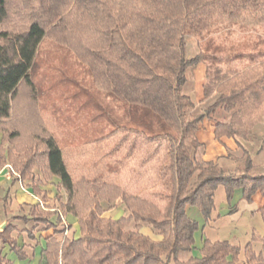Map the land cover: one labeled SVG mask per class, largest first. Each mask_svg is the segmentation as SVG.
Masks as SVG:
<instances>
[{"label":"trees","instance_id":"16d2710c","mask_svg":"<svg viewBox=\"0 0 264 264\" xmlns=\"http://www.w3.org/2000/svg\"><path fill=\"white\" fill-rule=\"evenodd\" d=\"M231 23L263 24L264 0H0V146L19 137L9 130L13 100L23 84L35 90V58L46 37L71 48L88 64L95 82L128 105V123L115 122L116 128L97 140V163L72 169L63 148L43 130L39 142L22 152L4 149V163L17 180L32 177L35 169L44 179L58 178L67 194L58 221L67 214L78 219L80 237L47 239L42 252L47 264H168L171 257L177 264L238 263L240 247L229 241L205 240L201 257L178 259L180 252L193 249L199 229L186 213L188 206L199 208L207 221L220 185L229 201L237 189L247 201L256 193L264 199V172L241 142L254 139L251 130L264 115V77L235 80L227 88L219 65L241 58V52L222 55L216 49L211 56H187L188 36L202 41ZM208 57L204 99L214 92L220 96L195 113L197 104L185 90L186 74ZM256 111L260 116H254ZM224 114H230L229 120ZM206 118L215 121L216 139L235 138L243 149L242 157L234 159L236 174L227 173L219 161L201 158L205 145L197 131ZM37 183L33 190L40 195L41 181ZM118 199L129 216L105 217L101 202ZM260 211L264 221V204ZM21 219L56 226L36 205ZM143 223L161 240L144 234ZM17 230L13 224L0 230V264H12L2 253L4 245L26 258L14 236ZM28 234L34 239L32 230ZM260 240L262 251L256 253L248 244L240 264H264V237Z\"/></svg>","mask_w":264,"mask_h":264},{"label":"rangeland","instance_id":"374dc122","mask_svg":"<svg viewBox=\"0 0 264 264\" xmlns=\"http://www.w3.org/2000/svg\"><path fill=\"white\" fill-rule=\"evenodd\" d=\"M209 40H212L211 47L206 51ZM216 49L222 51V55L236 52L243 55L241 58L227 60L219 65L225 85L229 83L227 88H230L231 82L235 80L248 83L264 77V54L261 53L264 52V23L255 27L231 23L214 31L202 41L194 36L187 37L189 57L201 52L210 55ZM208 61L210 57L207 62H201L203 67L199 69L203 76V94V87L207 82ZM193 69L194 67L188 69L187 77L188 74L190 76L192 72L194 73ZM33 72L35 90L23 84L13 100L9 130L18 131L19 137L0 146V168L9 167L11 172L10 174H4L2 170L0 172V229L2 225L14 224L18 229L15 235L19 234V243L23 246L31 244L32 247H37L41 240L38 238L30 240L25 233L26 230H32L36 237L39 234L44 238L52 235L59 241H62L64 236L70 238L75 236L74 230L70 227L64 233H55V230L60 231L70 225L65 217L58 221V214L67 199V194L59 187L58 178L44 179L39 169L34 170L32 177L23 181L17 180L16 172L8 163L5 164L7 160L4 158L6 154L4 149L12 148L14 152H22L24 148L39 142L37 136L43 130L54 136L73 169L81 163H95L99 158L101 146V142L99 145L97 140L114 130L115 122L128 123L129 118L128 105L99 86L88 64L71 48L52 37H46L40 43ZM191 85L192 83L188 86L190 90ZM219 96V92H214L209 99H204L206 100L204 106H210ZM195 98L193 97L196 102ZM206 108L202 109L201 113ZM224 116L229 120L230 114ZM254 116H260V113L256 111ZM2 135L0 132V143ZM251 137L253 140L264 137V115L260 116V121L251 130L249 138ZM108 145L111 146V143ZM102 149H106L105 145ZM259 171L264 172L262 168ZM38 181H41L40 195L34 194L33 190ZM115 202L102 201L101 204L108 210L112 209ZM32 204L36 205L38 210L50 214V219L56 226L49 228L44 224L25 223L21 217L29 215ZM123 208L116 210L117 213L120 214ZM134 225L132 222L130 228ZM141 231L146 233V223L141 224Z\"/></svg>","mask_w":264,"mask_h":264},{"label":"crops","instance_id":"0c3cea01","mask_svg":"<svg viewBox=\"0 0 264 264\" xmlns=\"http://www.w3.org/2000/svg\"><path fill=\"white\" fill-rule=\"evenodd\" d=\"M201 67H203L201 63L194 67V73L192 72L190 76L188 74L187 83L185 85V90L190 92L192 97H196L197 106L195 113H201L202 109L207 107L204 106L206 100H204L202 90L203 76L201 72H199ZM190 83H192L191 90L188 87ZM198 109L200 110L197 111ZM197 137L199 141L205 145V148L200 152V156L203 160L219 161L227 173H237L236 167L238 164L235 162L234 158H241L243 155V149L239 146L235 138L222 137L220 140L216 139L215 122L208 118L200 123ZM241 142L243 146L251 152L254 164L264 170V137L252 141L241 140ZM1 170L4 174L11 173L9 167L0 168V172ZM15 178H17V175ZM263 204L264 199L260 193H256L253 196L252 201H247L243 197V191L241 189L235 190L232 199L229 201L225 187L220 185L214 193V208L207 221L204 219L199 208L192 206L186 208L188 216L198 222L199 229L194 235L195 244L193 249L191 251L180 252L178 254V259L185 262L191 257H201V249L205 240L211 242L229 241L232 244L238 245L240 247V254L237 264L245 261L246 247L248 244L252 245L256 253H260L263 248V243L260 239L264 237V221L260 211ZM32 206H34V204H32ZM32 206H30V209ZM121 207L124 208L121 213L118 214L116 210ZM104 215L105 217L118 219L120 217L129 216V211L122 203L121 199H118L114 205L112 204V209H106ZM63 217L67 219L70 223V228L74 230V238L80 237L81 231L78 219L72 214H67ZM6 226L2 225L0 230H3ZM28 231L29 230H26L25 233L30 240H36L38 238L41 242L40 244L38 243L37 247H32L31 244L23 246L19 243V234L17 233V235H15L14 232L18 244L26 254L25 259H20L15 252L10 250L8 245L2 247L3 255L10 259L12 264H47L42 252L46 248L47 239L50 235L47 238H44L41 237V234L37 237L33 234L34 239H32L29 237ZM143 233L150 236L154 241H159L162 238L161 235H159L148 223H146V233ZM254 235L260 239L254 240ZM167 262L168 264H177L173 257L167 259Z\"/></svg>","mask_w":264,"mask_h":264},{"label":"water","instance_id":"95a60500","mask_svg":"<svg viewBox=\"0 0 264 264\" xmlns=\"http://www.w3.org/2000/svg\"><path fill=\"white\" fill-rule=\"evenodd\" d=\"M4 227V226H3Z\"/></svg>","mask_w":264,"mask_h":264}]
</instances>
